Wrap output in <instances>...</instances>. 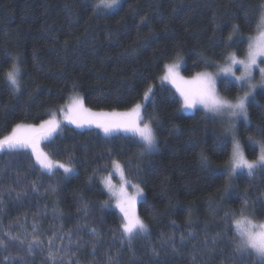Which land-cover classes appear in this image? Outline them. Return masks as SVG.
I'll list each match as a JSON object with an SVG mask.
<instances>
[{
    "label": "trees",
    "instance_id": "trees-1",
    "mask_svg": "<svg viewBox=\"0 0 264 264\" xmlns=\"http://www.w3.org/2000/svg\"><path fill=\"white\" fill-rule=\"evenodd\" d=\"M95 2L0 0V137L19 123L38 126L74 95H81L93 111H126L156 85L150 99L155 102L145 104L143 116L153 122L158 150L142 154L132 135L105 136L95 129L64 126L44 149L52 160L76 168L72 176L43 172L27 151L0 155V228L18 235L25 246L35 235L43 248L28 257L18 253V243L9 242L11 254L25 256L27 264H52L47 243L52 240L54 251L71 248L67 256L60 251L54 264H61V257L64 264H107L108 255L119 264H240L231 259L236 254L228 220L243 213L264 223V174L233 178L232 189L225 193L222 168L232 147L225 123L202 109L183 112L177 92L159 80L164 66L179 59H184V74L192 77L215 71L229 55L246 57L264 0H124L104 18L94 15ZM233 26L239 31L232 39L240 43L225 47ZM14 60L22 82L15 94L5 79ZM222 79L217 85L220 96L235 99L243 94L235 82L226 90ZM249 121L240 122L237 134L247 158L254 159L259 147L248 137L264 141V89L249 106ZM201 153L215 175L209 174ZM114 160L146 192L138 212L149 238L131 245L120 238L122 215L104 206L109 194L101 183L92 182ZM17 193H22L19 199ZM245 197L252 203L245 205ZM34 224L39 231L33 232ZM190 232L195 239L188 238ZM217 233H223L219 242L205 249L204 241ZM169 238L177 251L166 243ZM153 248L159 256L152 255Z\"/></svg>",
    "mask_w": 264,
    "mask_h": 264
},
{
    "label": "snow or ice",
    "instance_id": "snow-or-ice-1",
    "mask_svg": "<svg viewBox=\"0 0 264 264\" xmlns=\"http://www.w3.org/2000/svg\"><path fill=\"white\" fill-rule=\"evenodd\" d=\"M121 0H96L93 4L94 15L99 18H104L107 15L106 10L117 8ZM256 28L259 30V35L256 39L249 38L248 50L246 59H238L235 54L228 56L229 63L225 67L218 70L217 76H222V86L227 90L229 85L235 82L238 90L243 92V95L235 97L234 102L219 95L217 92V76L209 72H197L192 79H185L180 75L179 64H166L165 75L161 77L162 81H168L173 84L182 97V106L186 111L196 110L198 107L206 113H211L213 117L220 116L227 118V130L231 135V154L229 164L225 169V185L224 192L228 193L232 189L231 180L233 178L247 175L249 178L255 176L259 171L264 174V141L255 140L249 136V142L258 145L259 152L254 159H248L241 147L240 141L235 135V125L239 121H244L250 124L249 121V97L253 95L256 89V84L253 80V72L258 70L262 86H264V4L260 8V16ZM238 26H233L232 34L229 35V43L225 47H233L240 43L237 39L233 41L232 36L238 33ZM239 66V67H237ZM237 72L240 74L237 75ZM10 89L13 94L20 92L22 87L21 68L18 60H14L11 70L5 73ZM75 87V85H74ZM245 88L247 90L245 91ZM152 89L148 88L144 94L146 103L154 104V99L150 100ZM255 98L253 97V100ZM64 115V120L70 124L76 125L78 128L84 126H95L101 129L105 136H112L118 132L130 133L137 137L142 145V154H151L157 149V137L151 123V118L145 120L142 115V105L135 104L129 111L126 112H92L84 106V100L79 95H76L69 106L60 110ZM60 121L56 118L55 113L51 118L44 120L37 125H25L23 123L16 124L11 133L0 137V155H12L27 151L29 155L35 157V162L39 165V169L48 174H52L55 169H63L64 173H72L73 168L70 165L58 163L52 160L49 155L41 148V143L45 140L51 141L54 134L60 129ZM264 135V133H261ZM201 159L207 166L210 175H215L216 170L207 164V156L201 153ZM112 165L119 173L122 183L119 188L112 184L111 178L103 181L111 196L115 198V208L119 209L121 216V241H127L129 245L133 240L138 238L148 239L149 229L147 224L140 218L136 211L138 197L143 196V189L137 184L133 185L136 189L135 195L129 194L124 181V168L118 161H112ZM19 182V181H18ZM32 190L37 191L36 183L33 182ZM11 192V189H9ZM22 193H17L16 199H19ZM245 205L252 203L246 197L242 201ZM4 199L3 191L0 190V211L3 210ZM105 207H111L106 201ZM85 211L87 206L85 205ZM53 211H57L53 209ZM229 213H225L227 218ZM242 219L235 221L236 229L232 232V220H228L229 233L233 235V252L236 254L231 259H239L240 264H264V223L256 224L252 219L244 216L241 213ZM39 229L33 225V232ZM94 236H98L95 228L89 229ZM223 233H217L211 237L210 241H204V248H214L219 242ZM188 238L195 239L193 233H188ZM63 233L60 234V241L63 242ZM69 246L73 243L72 237H68ZM9 242H15L20 245L17 249L18 253L25 252L28 257H31L35 251H43L40 246L41 242L38 237L33 235L31 242L26 246L23 240L18 235H13L9 229L0 228V264H27V259L23 255L13 256L9 249ZM185 242V235L181 234L180 244ZM49 261L54 264L59 252L62 251L64 256H67L71 248L53 250L52 240H49ZM172 251H177L176 243L169 238L166 241ZM35 246V247H34ZM197 249L193 245V252ZM95 252V249H93ZM152 255L159 256V252L153 248ZM196 257L193 256V260ZM61 264H64L61 257ZM67 264H72L68 261ZM76 264H79L77 261ZM107 264H119L116 257L107 256ZM153 264H159L154 261Z\"/></svg>",
    "mask_w": 264,
    "mask_h": 264
},
{
    "label": "rangeland",
    "instance_id": "rangeland-1",
    "mask_svg": "<svg viewBox=\"0 0 264 264\" xmlns=\"http://www.w3.org/2000/svg\"><path fill=\"white\" fill-rule=\"evenodd\" d=\"M124 0H121V3L117 6V8L122 4V2H123ZM117 8H115V9H117ZM115 9H111V10H106V12H112V11H114ZM259 35V30L257 31V33L255 34V35H251V36H249V38H252V39H256L257 38V36ZM238 59H246V57H244V58H242V57H237ZM171 63H178L179 64V72H180V75L181 76H183L185 79H192L194 76H192V77H189V76H186L185 74H184V72H183V70H182V68H183V65H184V59H179V60H177V61H174V62H171ZM229 63V61L227 60L226 61V63H223V64H220V65H218V67H216L215 68V71H205V72H209V73H212L214 76H217V73H218V70H219V68H221V67H225V66H227V64ZM237 67H239V66H237ZM261 67H264V64H261ZM240 73L239 72H237V75H239ZM165 75V73L162 75V76H164ZM161 76V77H162ZM220 78H223L222 76H217V85H218V81H219V79ZM253 80H254V82H255V84H256V89H255V92L253 93V95L252 96H250L249 97V100H250V104L252 103V102H254L255 101V99L253 100V97L254 98H256V94L260 91V90H262V89H264V86H262V82H261V78H260V75H259V72H258V70H256V71H254L253 72ZM159 82H160V85L161 84H163V85H168V86H171V87H173V89L175 90V92H177V94L179 95V97H180V99H181V101H182V97L180 96V93L177 91V89H176V87L173 85V84H171L170 82H168V81H162L161 80V78H160V80H159ZM217 85H216V87H217ZM151 89H152V92H151V96H150V99H151V97H152V95H153V91L155 90V88H156V85H153L152 87H150ZM247 90V88H245V91ZM218 93H219V91H217ZM220 95V94H219ZM241 95H243V94H241ZM76 95H74V97H75ZM80 97H82L81 95H79ZM74 97H72L68 102H66L62 107H61V109L62 108H66L67 106H69L70 104H71V101H72V99L74 98ZM83 98V97H82ZM84 100V99H83ZM228 100H230V101H233L234 102V99H228ZM140 104L142 105V108L144 109V106H145V104H146V102L144 101V99H143V101H141L140 102ZM84 106L86 107V105L84 104ZM250 106V105H249ZM86 108H88V107H86ZM60 109V110H61ZM88 109H90V108H88ZM197 109H200L199 107L197 108ZM196 109V110H197ZM58 111L57 113H55V115H56V118L61 122L60 123V129H58L57 130V132L54 134V136H56L58 133H60L62 130V128L64 127V126H67V127H72V128H76V129H80V130H86V129H95V130H98L99 132H101L103 135H105L104 134V132L101 130V129H99V128H96L94 125L93 126H84V127H82V128H78V127H76V125H74V124H70V123H68L66 120H64V115H63V113L61 112V111ZM91 110V109H90ZM130 110V109H129ZM129 110H126V111H129ZM182 110H183V112H185V113H194L195 112V110H192V111H186V110H184L183 109V106H182ZM92 112H107V113H111V112H126V111H124V110H108V111H93V110H91ZM204 111V110H203ZM142 115H143V111H142ZM218 117H220V116H218ZM49 118H51V117H49ZM49 118H47V119H49ZM221 119H222V121L225 123V125H226V131H225V133L227 134V136H228V138H230L231 139V135H232V133H230L228 130H227V118L226 117H220ZM240 122H244V121H239V122H237L236 123V125H235V135H236V137H237V139L239 140V138H238V134H237V129H238V127H239V125H240ZM152 123V126H153V122H151ZM153 128H154V131H155V127L153 126ZM116 134H124V135H130L131 136V134L130 133H124V132H118V133H115V134H113V135H116ZM54 136H53V138H54ZM52 138V139H53ZM46 141H49V140H45V141H43L42 143H41V148L45 151V149H44V144L46 143ZM241 147H242V149H243V151H244V148H243V145L241 144ZM158 150V140H157V149H156V151ZM46 152V151H45ZM155 152V151H154ZM153 153V152H152ZM48 154V153H47ZM247 157V156H246ZM56 161V160H55ZM56 162H58V161H56ZM36 163V162H35ZM58 163H60V162H58ZM120 163V162H119ZM122 166H123V168H124V165H123V163L121 162L120 163ZM228 164H229V162L226 164V165H224L223 166V168H222V170L223 171H225V169L227 168V166H228ZM66 165H68V164H66ZM71 166V165H70ZM72 168H73V172L72 173H67V175L68 176H72V175H74L76 172H77V170H76V168H74L73 166H71ZM55 171H62L63 172V169H55L54 170V172ZM53 172V173H54ZM64 173V172H63ZM64 174H66V173H64ZM111 178V182H112V184L113 185H115L117 188H119L120 187V185H121V183H122V180H121V178H120V175H119V173L115 170V168L113 167V165L111 164V166H110V169H109V171L107 172V173H99V174H97L93 179H92V182H97V183H102L105 179H107V178ZM129 179L126 177V173H125V171H124V181L123 182H125V184H126V187H127V191L129 192L130 191V193L129 194H132V195H135V192H136V189L133 187V185H137V183H135V182H131L130 180L128 181ZM141 188H142V186L140 185V184H138ZM102 186L104 187V189H105V191L107 192V194H109V199L108 200H106L107 202H108V204L109 205H111V207H109V208H115V198L114 197H112L111 196V193H109L108 192V190H107V188H106V186L104 185V183L102 184ZM143 189V188H142ZM145 195H146V192L144 191V189H143V196L142 197H138V199H137V204H136V211H137V214L139 215V212H138V207H139V203L141 202V201H143L144 200V198H145ZM105 201V202H106ZM105 204V203H104ZM115 209H117V208H115ZM118 210V212H119V209H117ZM120 213V212H119ZM121 214V213H120ZM122 215V214H121ZM140 216V215H139ZM244 216H247L249 219H252V217H250L249 215H247V214H244ZM141 218V217H140ZM142 219V218H141ZM242 219V216H240V217H237V218H235L234 220H233V225H234V228L236 229V224H235V221H238V220H241ZM253 220V219H252ZM253 222L254 223H256V224H260V222H257V221H254L253 220Z\"/></svg>",
    "mask_w": 264,
    "mask_h": 264
},
{
    "label": "bare ground",
    "instance_id": "bare-ground-1",
    "mask_svg": "<svg viewBox=\"0 0 264 264\" xmlns=\"http://www.w3.org/2000/svg\"><path fill=\"white\" fill-rule=\"evenodd\" d=\"M241 126V125H240ZM129 181V180H128ZM101 184H103V182L101 183ZM105 185V184H104ZM129 193H130V191H129Z\"/></svg>",
    "mask_w": 264,
    "mask_h": 264
}]
</instances>
